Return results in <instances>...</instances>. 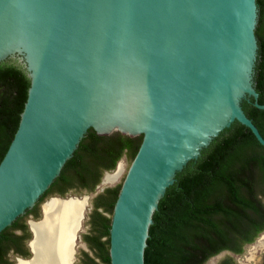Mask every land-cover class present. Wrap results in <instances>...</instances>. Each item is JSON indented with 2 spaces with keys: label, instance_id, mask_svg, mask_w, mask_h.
I'll return each mask as SVG.
<instances>
[{
  "label": "water",
  "instance_id": "obj_1",
  "mask_svg": "<svg viewBox=\"0 0 264 264\" xmlns=\"http://www.w3.org/2000/svg\"><path fill=\"white\" fill-rule=\"evenodd\" d=\"M257 19L256 0H0V61L30 79L0 161V232L37 203L89 128L141 135L108 253L110 264H145L152 215L176 172L234 120L264 146L241 106L252 98L264 109L253 81ZM48 196L42 206L79 197ZM83 196L69 264L91 208Z\"/></svg>",
  "mask_w": 264,
  "mask_h": 264
},
{
  "label": "trees",
  "instance_id": "obj_2",
  "mask_svg": "<svg viewBox=\"0 0 264 264\" xmlns=\"http://www.w3.org/2000/svg\"><path fill=\"white\" fill-rule=\"evenodd\" d=\"M258 19L255 28L257 55L253 81L258 102L264 103V0H256ZM30 79L25 69L13 59L0 61V161L17 129L20 113L27 98ZM245 114L264 137V109L243 99ZM142 136L119 132L98 135L89 128L59 175L39 197L58 190L63 196L72 187L93 191L106 170L116 167L125 156L132 160ZM121 184V183H120ZM120 184L106 187L94 198L92 238L100 261L110 264L109 227ZM100 202H98V200ZM110 216L97 211L98 206ZM22 215L0 232V262L4 240L30 236L27 224L21 233L12 229ZM22 226V227H21ZM264 231V146L251 130L234 120L201 149L197 158L189 160L176 172L175 179L158 201L149 226L144 250L145 264H206V261L228 250L240 254ZM100 237H105L103 240ZM218 264H234L226 256Z\"/></svg>",
  "mask_w": 264,
  "mask_h": 264
},
{
  "label": "bare ground",
  "instance_id": "obj_3",
  "mask_svg": "<svg viewBox=\"0 0 264 264\" xmlns=\"http://www.w3.org/2000/svg\"><path fill=\"white\" fill-rule=\"evenodd\" d=\"M123 170L122 164L105 173L102 183H113ZM86 197L51 198L42 207L41 221H30L34 235L30 243L32 259L19 264H69L74 232L85 206ZM256 249L264 247V234L257 240Z\"/></svg>",
  "mask_w": 264,
  "mask_h": 264
},
{
  "label": "flooded vegetation",
  "instance_id": "obj_4",
  "mask_svg": "<svg viewBox=\"0 0 264 264\" xmlns=\"http://www.w3.org/2000/svg\"><path fill=\"white\" fill-rule=\"evenodd\" d=\"M97 185L94 188L95 195L92 197L91 211H90L89 215H87V220L85 221V225H87V230L80 233L79 241L83 245L78 246V250L74 253V260H73L72 264H91L90 263L91 258L93 259L94 262L100 261L99 256H95L96 255V249L93 246H91L93 241H94L92 238L99 232L98 230H94V227L92 229V225L94 224L93 216H92V210L94 209V202H95L94 198L97 197L104 190L103 189L102 191L96 193ZM82 189L85 190L84 188H82ZM69 190L70 191L71 190L77 191L80 189H78L76 187L69 188L63 196L67 195V192ZM57 191L58 190H54L49 195H51V196L52 195H60L61 196V194ZM48 197H50V196H48ZM100 200L101 199H99L98 202H100ZM42 207H43L42 203L41 204L39 203V204H35L31 209L27 210L22 215V218L16 224H14L12 232L14 234L21 233V228H19V227L22 223L27 224L28 229L30 230V228H29L30 225L28 223V220L29 219H33V220L38 219L42 214V210H43ZM96 209H97V211L103 213L104 215H107L106 211H103L102 205L98 206V208H96ZM31 231H32V229H31ZM32 233L33 232L30 233L29 237L25 236L24 238H19V239L12 237V238H8V239L4 240V248H3L4 252H3L2 260H1L0 264H19L20 261H29L30 259L29 260H27V259L30 258L32 256V253H33L32 249L30 247V243L34 238V235L32 237ZM104 238L105 237H100L101 240H103ZM77 245L78 244L76 243V247H77ZM70 255H71V252H70ZM68 262H69V259H68Z\"/></svg>",
  "mask_w": 264,
  "mask_h": 264
},
{
  "label": "rangeland",
  "instance_id": "obj_5",
  "mask_svg": "<svg viewBox=\"0 0 264 264\" xmlns=\"http://www.w3.org/2000/svg\"><path fill=\"white\" fill-rule=\"evenodd\" d=\"M119 162L122 164V167H123V170H122L121 174L119 175V178H117V180H115L113 183L103 184L102 179H103L104 175H102L101 180H100L101 183L99 184V187L96 188V193L99 192L100 187H104L105 185H108V187H115L122 182L124 175L126 173V170L130 164V160H128L125 156H122L120 158ZM83 195L89 196L88 204H89V206H91L92 197L95 195L94 190L90 191V192L85 191V190H77V191H73V190L70 191L69 190L67 192L66 196H79L80 197ZM90 211H91V208L89 210L86 209L84 212L85 216H84V219L82 221V227H81V231L79 232V234L81 232L87 230V225H85V221L87 220V215H89ZM106 214H107V216H110L109 213H106ZM263 234H264V231L259 233V235L255 238V240L252 243L244 245L242 253L235 254V253H232L230 251H224V252L218 253V254L210 257L206 261V264H218L226 256L232 257L234 264H264V247H261L258 249L255 248L257 245L256 242H257L258 238H260L261 235H263ZM76 243L78 245H77V247L75 246V252L78 250L79 245H83L82 243H80L79 240H77Z\"/></svg>",
  "mask_w": 264,
  "mask_h": 264
}]
</instances>
